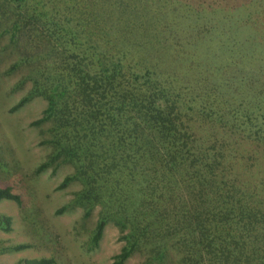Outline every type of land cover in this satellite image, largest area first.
I'll return each instance as SVG.
<instances>
[{"label": "trees", "instance_id": "16d2710c", "mask_svg": "<svg viewBox=\"0 0 264 264\" xmlns=\"http://www.w3.org/2000/svg\"><path fill=\"white\" fill-rule=\"evenodd\" d=\"M0 28L13 109L46 102L38 170L73 166L58 188L99 206L93 246L118 228L110 264H264V0H0ZM1 200L24 205L8 180Z\"/></svg>", "mask_w": 264, "mask_h": 264}, {"label": "rangeland", "instance_id": "374dc122", "mask_svg": "<svg viewBox=\"0 0 264 264\" xmlns=\"http://www.w3.org/2000/svg\"><path fill=\"white\" fill-rule=\"evenodd\" d=\"M1 31V28H0ZM7 35L0 37V185L9 181L14 192L20 193L24 205L12 200L0 201V214L11 217V230H0L6 243H30V247L0 255V264H14L23 258L53 256L54 264H110L124 244L118 228L109 222L98 243L91 236L98 218L99 206L86 215V208L76 200L82 188L80 181H71L58 188L63 178L73 173L70 163L58 162L38 170L47 160L51 148L42 143L48 136V123L32 125L46 106L35 96L13 109L26 95L30 85L14 88L21 71L5 74L15 54L7 51ZM14 53V52H13ZM6 174L14 177L5 179ZM16 176V178H15ZM143 257L135 253L124 264H140Z\"/></svg>", "mask_w": 264, "mask_h": 264}]
</instances>
